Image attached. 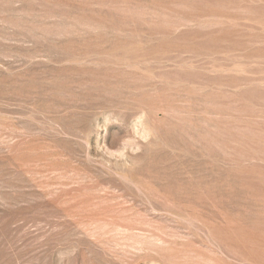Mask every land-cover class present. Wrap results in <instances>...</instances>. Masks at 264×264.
<instances>
[{"label": "rangeland", "instance_id": "374dc122", "mask_svg": "<svg viewBox=\"0 0 264 264\" xmlns=\"http://www.w3.org/2000/svg\"><path fill=\"white\" fill-rule=\"evenodd\" d=\"M0 264H264V0H0Z\"/></svg>", "mask_w": 264, "mask_h": 264}]
</instances>
